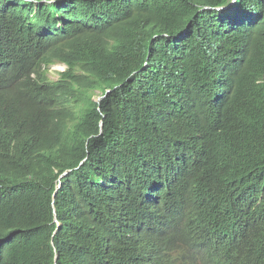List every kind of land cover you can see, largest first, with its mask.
<instances>
[{
	"label": "trees",
	"instance_id": "trees-1",
	"mask_svg": "<svg viewBox=\"0 0 264 264\" xmlns=\"http://www.w3.org/2000/svg\"><path fill=\"white\" fill-rule=\"evenodd\" d=\"M227 1L0 0V264H264V0Z\"/></svg>",
	"mask_w": 264,
	"mask_h": 264
},
{
	"label": "clouds",
	"instance_id": "clouds-1",
	"mask_svg": "<svg viewBox=\"0 0 264 264\" xmlns=\"http://www.w3.org/2000/svg\"><path fill=\"white\" fill-rule=\"evenodd\" d=\"M27 1H29V0H27ZM40 1H41V2H44V1H45V2H48V3H53V2H56V1H58V0H40ZM236 1H237V0H228L226 3L219 4V5L217 6V8H218V9L227 8V7H229L230 5H232L233 3H235ZM55 61H56V60H55ZM61 63H62V62H61ZM53 65H54V64H53V62H52V63H50V65H48L47 67H45L46 75H47V70H48L49 67H50V71H52L51 69H52ZM63 65H64V66H63V69H60L59 71H64V70L67 68V66H66L65 64H63ZM109 91H110V90L108 89L107 92H109ZM107 92H106V93H107ZM99 97H100V98H99L98 100H100L103 96L100 95ZM101 125H102V123H101ZM65 172L68 173V171H65ZM65 172H64V173H65ZM64 173H63V174H64ZM67 173H66V174H67ZM63 174H62V175H63ZM66 174H65V175H66ZM62 175H61V176H62Z\"/></svg>",
	"mask_w": 264,
	"mask_h": 264
},
{
	"label": "rangeland",
	"instance_id": "rangeland-1",
	"mask_svg": "<svg viewBox=\"0 0 264 264\" xmlns=\"http://www.w3.org/2000/svg\"><path fill=\"white\" fill-rule=\"evenodd\" d=\"M53 64L54 65H53V67L51 69L52 71H50V67L47 70V77H48V79L56 80L59 77V72H61L59 70L63 69V66H64L63 64L64 63H61L59 61H54ZM99 98H100L99 96L95 97L96 100H98Z\"/></svg>",
	"mask_w": 264,
	"mask_h": 264
},
{
	"label": "water",
	"instance_id": "water-1",
	"mask_svg": "<svg viewBox=\"0 0 264 264\" xmlns=\"http://www.w3.org/2000/svg\"><path fill=\"white\" fill-rule=\"evenodd\" d=\"M66 173H67V172H65L63 175H65ZM63 175H62V176H63Z\"/></svg>",
	"mask_w": 264,
	"mask_h": 264
},
{
	"label": "bare ground",
	"instance_id": "bare-ground-1",
	"mask_svg": "<svg viewBox=\"0 0 264 264\" xmlns=\"http://www.w3.org/2000/svg\"><path fill=\"white\" fill-rule=\"evenodd\" d=\"M258 248H259V247H258ZM262 250H263V249H262ZM262 250H261V251H262ZM255 253H256V252H255ZM256 254H257V253H256Z\"/></svg>",
	"mask_w": 264,
	"mask_h": 264
}]
</instances>
